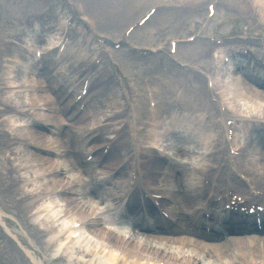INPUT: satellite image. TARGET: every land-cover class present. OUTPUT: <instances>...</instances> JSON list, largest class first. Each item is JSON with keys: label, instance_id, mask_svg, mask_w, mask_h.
Here are the masks:
<instances>
[{"label": "bare ground", "instance_id": "obj_1", "mask_svg": "<svg viewBox=\"0 0 264 264\" xmlns=\"http://www.w3.org/2000/svg\"><path fill=\"white\" fill-rule=\"evenodd\" d=\"M187 1L194 7L203 0ZM245 2L247 9L249 8L248 12H246L248 21L250 22L252 15H255L257 23L254 22L253 26L259 30L264 28V0H245ZM110 3V1L106 2L107 5ZM131 6L130 4L129 8ZM193 7L191 6L190 10ZM130 10L137 11L134 6ZM89 19L93 21L91 20L92 18L89 17ZM130 19H132V15H128L124 20L126 22L130 21ZM108 26L111 27L110 25ZM51 27L48 26V28ZM55 40L53 39L51 42L44 43L41 37L38 38L36 36L31 42L26 41L28 50L32 49L33 51L37 49V45L43 48L44 56L41 62L46 64V67L42 71L32 66L27 67L26 78L23 83L15 82L13 78H8L3 83L0 64V86L6 85L3 89L7 90L6 93H8L9 98H16L22 91L24 93L27 92L26 95L22 94L19 97H27L26 101H29V106H26L27 111H32V114L29 116L35 118L40 116L39 118L45 119V121H42L45 124L51 123L54 125L53 128H63L64 123L69 122L75 110L74 108L69 110L70 101L65 103L63 107H58L60 97L58 98V103H54L55 99H53L52 93L46 86L47 83H52L51 85L55 88V86L59 85L60 81H53L54 78L51 76V72H49V69H55V66L61 60L56 61L53 55L49 59L50 52L48 50L52 48ZM58 41L57 39V43ZM64 64L65 61L62 62V65ZM59 69L67 72L61 65ZM250 70L252 71L251 74L249 73ZM233 75L232 88L236 96L240 97V94L241 96L243 94L242 98L251 104L254 108L253 112L264 116V69L260 65H257L255 61L248 58L245 61L236 63ZM32 90L34 92L37 91V93L33 94ZM196 101L200 104L199 107H205L199 97H197ZM90 104L85 108L87 109L86 114L82 112L83 115L81 114L78 120L71 123L70 127H73L75 132L65 131V133L61 134L65 136L66 140L64 142H61L59 137L58 139L49 137V133L57 132L53 128L50 129L51 125L39 124L38 126L30 123L26 126L23 123L21 126L19 122L18 126L10 130V134L16 140L14 146L12 147L13 143L11 142L7 141L4 144L0 141V154L4 152L8 153V159L5 161L7 168H0V192L4 193L15 203V197L18 196V193L20 194L23 189L27 188V190H30L33 188V192L30 194L31 199L20 203L18 208L26 209L28 210L27 213H29L37 209L41 203L47 201L41 206L43 213L50 214V217L47 218H51L52 220H56L59 217L63 228L68 224H74L87 219L88 223L81 228V230L86 232L84 239L80 237L76 241H71L66 238L64 239V244L63 240L61 241L60 239V235L63 232L60 228L59 230H48L50 232L49 236L39 241L41 242L39 244L45 249H52L55 252L61 251L64 257H60V260H65V258L72 259L68 264H135L133 262V254L136 250L141 252L138 264H158L159 262L163 264H204V262L208 263L210 260L214 264H260L262 254H264V237L259 240L263 241V246L256 244L255 248L251 249L250 246L246 245L245 239L247 238L240 237L252 234L251 232L247 233L248 229H245L246 231L232 230L231 232L234 234L229 238L232 241L231 244L206 243L212 247L211 251L207 250L202 238L207 242L212 238L211 241H215L217 237L206 235L204 237L195 236L196 230H194V235L192 234L191 222H194L196 225L201 210V203L205 201L213 186L214 175L212 172L219 168V164L224 162V159L221 158L222 153L218 144L219 140L214 139L211 134H206V124L200 123L195 118L194 113L186 115V118L179 115L178 108L174 110L168 107L166 111L168 115L166 118L167 124L160 125L157 128L159 131L162 130V136L169 137L173 134L175 135L176 133L172 130V126H176L183 133L187 134L183 138L184 141L194 140L196 143H200L197 145L203 146L202 150H205V146L209 148L212 146V149L207 154H204L202 159L204 164L198 168L192 167L188 170L186 164L180 165L178 169H175L158 161L150 168L153 174L145 175L149 187L162 191L163 195L169 198L168 203L172 205L169 209L172 223L166 222L164 225H159L158 232L141 244L134 239L125 240L118 234L108 232L102 226L98 215L88 200L96 197L98 199H106L113 204H119L128 183V169H130L132 156L130 155L129 147L125 146L120 141L121 137H119L117 140L120 142L113 145L103 162L100 161L101 153H97V149L106 145L104 137H102L101 132L91 136L93 132L86 135L85 131L100 123L98 119L100 116L99 112L100 109L104 108V105L97 100H92ZM20 107L25 106L21 104ZM40 107L46 108L47 111H53V114L40 112ZM115 109H117L116 106L110 108V110ZM207 109H209V106ZM18 110L8 101L0 99V121L4 114L13 113L14 115H18ZM122 113L123 111L119 114ZM118 120H121L120 115H115L105 120L104 123L106 121L116 123ZM119 122L122 124L127 123L125 120ZM1 123L2 121L0 125ZM152 131L153 133L150 138L160 136V133ZM31 147L34 150H31ZM68 150H71V153L74 154V163L66 159ZM92 152L95 153L92 161L85 164L82 161V155L85 154V159ZM57 154L62 157L59 162L54 159ZM175 156L186 162L191 158L190 152L186 149H179ZM93 163L100 165V171L97 173L102 178L99 181L97 179L98 175H95L89 168L90 164ZM254 163L256 164L255 168L264 176V140L259 134L256 135V145L252 151V160L248 163L251 169H253ZM14 165L19 172H23L26 175V180L19 182L17 178L12 177V173L15 171ZM49 172H54L51 177L46 176ZM73 172L78 173L80 176L77 177ZM245 172L253 180V184L256 183L255 185L261 187L262 177L260 174H255L250 169L245 170ZM85 174L88 176L87 178H84ZM88 178L87 182L93 181L95 187L84 190L83 185H85ZM205 179L210 180L211 187L209 186L207 189L202 186V182ZM79 181H81L80 184L82 186L79 185ZM102 187L106 188L104 195L100 192ZM55 198L64 204H62L63 206L60 211L50 212L55 206H59L57 203L54 204L51 201ZM19 199L21 200L22 198ZM209 206L214 213H216L215 211L220 212V208L215 204L209 202ZM128 209L129 211L134 209L132 202H128ZM179 212H183L182 216H180ZM1 213H3L2 207L0 208V215ZM224 215H227V213H224ZM234 219H239V217H234ZM226 220L229 226L231 221L229 219ZM137 221L138 219L133 223L141 224ZM0 223H2L1 216ZM3 226L6 228V222L4 221ZM183 226L186 227V231L181 229ZM200 235H203V233ZM1 236L3 234L0 230ZM251 237H255V235H251ZM104 238L106 240L104 248L98 249L99 241ZM191 238L193 239L191 240ZM250 239L247 240L249 244L252 242ZM202 254H206V258L201 261L200 256ZM118 255L122 256V261L117 260ZM28 258L31 264H43L34 254L32 256L29 254Z\"/></svg>", "mask_w": 264, "mask_h": 264}, {"label": "rangeland", "instance_id": "obj_2", "mask_svg": "<svg viewBox=\"0 0 264 264\" xmlns=\"http://www.w3.org/2000/svg\"><path fill=\"white\" fill-rule=\"evenodd\" d=\"M107 1L111 3L107 5ZM146 1L148 0H37L31 5L26 1L22 4V0H0V64L3 83H5L8 78H13L15 82L23 83L25 78L21 66L18 65L15 68H10L8 70L10 73H7V67L14 66L13 62L15 55H18L19 58L20 55H22L20 52L25 44L24 39L29 33V30L33 29L32 24L34 21L38 19L40 15L48 14L50 15V19L48 20L51 22V26L53 27V25H55V27L47 31L46 39L48 41H52L53 38L56 37L55 34L61 33V24L65 21H70L72 23L69 30L70 41L62 56L65 65L69 67V75L66 78L73 79L74 76L81 73V70L85 73L91 71L90 74L96 75L99 73L96 71L101 68L102 74L98 77L101 81L100 83L97 81L96 85H94L96 88L92 90L93 92L90 94V103L92 100H97L103 103L102 105L105 106L104 108H108L107 106L113 104L121 107V110L126 108L123 119L128 120L131 119V111L128 107L129 105L135 106V113L138 114L141 123L143 122L146 112L143 90L148 85L152 87L155 94V101H157L160 110L165 109L169 105L185 109V107L181 105L194 103L193 99L195 98L193 95L195 93L202 96L206 105H208L207 103L209 102L214 105L215 103L210 101L213 93L206 89L204 76L203 78L194 77L186 73L183 69L176 67L166 58V50L170 40L182 42L184 39L194 34L195 31H198L205 15V7L211 0L200 1L194 7L191 5L193 7L192 10L181 9L185 4V2H182L183 0H178L172 6L166 4L165 0H149V3ZM18 2L20 4H18ZM130 4L134 6L138 12L130 10V8H132V6L129 8ZM158 4H160V6L164 4L162 5V10L142 27L133 30L130 37L123 42L122 36L124 29L130 25V23L134 25L135 21L147 11L148 7ZM29 5H31V8H29ZM227 9V6H223L219 9L215 22L217 21L221 25L218 31V38L229 40L227 43L224 42L228 44L226 45V49L229 53L236 51L241 53L242 50L246 51L249 46H253V50H257L259 48L257 45L264 44V42L262 43L261 41L264 30L260 32V30H256L254 26L249 25L248 17L247 15H243V10L236 9L229 13ZM128 15H132V19L125 22L124 19ZM227 15L231 16L230 18L232 19L227 18ZM89 17L93 20L91 22L94 23V29L90 27ZM224 17L226 19H223ZM252 18L254 19L255 15H252ZM221 20H225L226 23L223 24ZM58 24H60V27ZM44 26H47V24ZM91 31L95 32L94 35H91L92 37L90 36ZM45 32L44 30V35ZM210 32L211 31H209V33ZM98 39L104 40V45L97 44ZM116 43L120 44L118 49L113 47ZM195 46H197V48H195ZM208 47L209 43L206 39H196L192 44L188 45L178 44L175 57L185 64L188 63L193 65V68H199V71L203 73V69L200 70V68L209 67L210 64ZM143 51H147L148 55L141 56L140 54ZM84 52L86 55H84ZM78 53L81 54L77 55ZM108 53H110V58L105 57ZM101 57L103 58L101 61L102 66L100 65L99 68H92V70H90V66L92 67L95 65L94 60ZM7 59L10 60L9 64L6 63ZM30 59V54L25 57L26 61ZM103 61L105 62L103 63ZM228 73L229 69L223 66L219 76V81L222 83L223 87L220 88L218 86V93L224 99H228L226 104L229 110L238 113L245 111L248 114H256L253 112L254 108L251 104L244 101L242 98L243 94L241 97L233 94L232 87L228 84ZM11 74L13 75L10 76ZM52 76L55 81L61 79L53 73ZM145 77L149 79V82L146 84L141 81V79L145 80ZM66 78L61 80L64 82ZM221 83H219V85H221ZM5 86L6 85L0 86V88H2L0 92L1 100L8 101L16 110L21 109V104L26 105L28 102L26 101L27 97H19L22 94L26 95L23 91L16 98H9L7 95L8 93H6L7 90L3 89ZM90 103L89 105H91ZM209 106L211 107V112L214 117H210L207 120V122H211L208 123V126L212 124L214 133L223 141V128L216 117L217 111L211 105ZM206 111L207 110L204 109L199 113L196 110L193 113L200 119V115L206 113ZM110 113V109L103 110L99 121L109 117L111 115ZM185 113L188 112L185 110ZM20 117L27 118L21 115ZM165 117H167L165 112L161 111L159 113L157 110L158 122H164ZM17 120H20L19 116L16 118L13 113L4 114L1 118L2 123L0 125V131H4L6 135H8L7 133L10 134L9 128L11 129L12 122L16 123ZM9 122L11 123L10 127L8 126ZM219 126L221 127L219 128ZM244 126L245 125L239 127V130ZM121 127L122 126L119 124V128ZM116 128L118 127H113L109 129V131ZM209 129L211 130V128ZM154 130H156V127ZM71 131L74 132V129L71 128ZM109 131H102L101 135H103L104 138H108ZM158 133H160V137H155L154 139L159 140V142L163 144H171L173 142L171 141L169 143L167 141L169 137L164 138L162 136V130L158 131ZM177 135L181 137L185 136L179 131H177ZM62 139L64 140L65 138L63 137ZM0 141L1 143H5L3 142L5 140L2 138H0ZM197 144L200 143H196L192 140V142L187 141L188 146L183 145L191 154L190 160L188 162L185 161L188 170L192 167H200L201 164L204 163L202 162L204 154L210 151L208 146H205V150H202L203 146ZM224 146L225 144L223 143V155L226 154ZM168 153L171 154L172 150H169ZM171 156L173 157V155ZM68 157V159H71L72 154H69ZM7 159V153L0 155V168H7L5 162ZM82 160H84L83 156ZM241 166H248V158L246 159L243 157L241 159ZM91 168L95 169L97 166ZM14 169H16L15 165ZM220 170H222V168ZM226 174H229L230 179L232 178L231 183L237 186V181L233 178L234 175H231L230 171L223 173V179ZM76 176L78 177L79 175L77 174ZM12 177L23 180L26 175L18 171L13 172ZM263 178L262 176V183L264 184ZM219 185L225 186V183L222 181ZM238 188L240 191H244L242 187ZM25 192L26 191L23 190L20 194L18 193V196L15 197V202L21 197L22 193H27ZM94 199V202H97V199ZM1 207L5 213L3 214L4 221L8 224V229L11 234L4 230L5 237H0V264H26L28 262L24 255L25 251L16 243L17 239L24 246H28L30 251L35 252L42 260L43 264H66L61 261L52 263L51 260L56 257L53 250L44 249L41 245L34 247L31 243V241L33 242L31 234L38 233V231L42 229H48L50 224L57 225L59 223L57 220L44 221L42 224L46 228L39 222L32 221V219L28 218L26 221L25 210L16 208L15 203L2 192H0V208ZM26 223H28V225H26ZM11 235L16 241L11 238ZM7 240L10 242V246H8Z\"/></svg>", "mask_w": 264, "mask_h": 264}]
</instances>
